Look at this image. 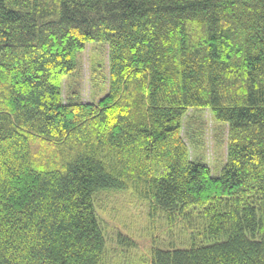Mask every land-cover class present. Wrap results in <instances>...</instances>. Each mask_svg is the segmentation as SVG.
I'll use <instances>...</instances> for the list:
<instances>
[{
    "label": "trees",
    "instance_id": "16d2710c",
    "mask_svg": "<svg viewBox=\"0 0 264 264\" xmlns=\"http://www.w3.org/2000/svg\"><path fill=\"white\" fill-rule=\"evenodd\" d=\"M91 42L107 92L66 101ZM198 109L228 126L220 175L183 138ZM104 190L202 220L150 264H264V0H0V264H123L137 243L109 249Z\"/></svg>",
    "mask_w": 264,
    "mask_h": 264
},
{
    "label": "rangeland",
    "instance_id": "374dc122",
    "mask_svg": "<svg viewBox=\"0 0 264 264\" xmlns=\"http://www.w3.org/2000/svg\"><path fill=\"white\" fill-rule=\"evenodd\" d=\"M108 84V45L91 42L80 54L78 68L64 78V98L96 102L106 94ZM182 134L191 157L203 160L214 175H220L227 156V124L215 120L209 109L190 110L184 118ZM95 202L109 249L119 233L137 243L136 250L121 256L123 264H150L154 244L163 248L170 243L188 247L202 231V220L198 218L189 223L177 218L170 225L163 213L152 214L149 204L129 190L97 192Z\"/></svg>",
    "mask_w": 264,
    "mask_h": 264
}]
</instances>
